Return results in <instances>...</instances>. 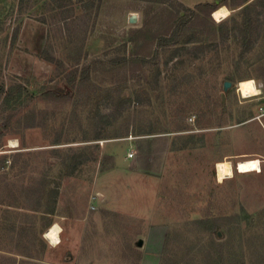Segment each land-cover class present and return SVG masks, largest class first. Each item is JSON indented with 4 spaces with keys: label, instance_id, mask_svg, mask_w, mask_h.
Wrapping results in <instances>:
<instances>
[{
    "label": "rangeland",
    "instance_id": "rangeland-1",
    "mask_svg": "<svg viewBox=\"0 0 264 264\" xmlns=\"http://www.w3.org/2000/svg\"><path fill=\"white\" fill-rule=\"evenodd\" d=\"M263 2L0 0V264H264Z\"/></svg>",
    "mask_w": 264,
    "mask_h": 264
},
{
    "label": "bare ground",
    "instance_id": "bare-ground-1",
    "mask_svg": "<svg viewBox=\"0 0 264 264\" xmlns=\"http://www.w3.org/2000/svg\"><path fill=\"white\" fill-rule=\"evenodd\" d=\"M214 13L215 16L213 15ZM213 14H212L213 18L216 21L220 22L226 19L230 15V11L226 6H220V8H217V10L213 12ZM238 92L242 97V99H248L262 95V90L256 84V81L253 78L240 80L238 84ZM16 143H17L16 141L12 140L11 146H16ZM257 162L259 166V171H256L255 169L251 168V165ZM261 165L262 163L259 158L240 160L236 164V166H234L230 160L224 159L216 163L217 177L220 182L224 181L227 178H231L234 176L235 168L240 173L261 172V168H262ZM61 230H62L61 226L55 224L46 231L45 237L48 238L54 245L56 244L58 245V243L61 241V237H60Z\"/></svg>",
    "mask_w": 264,
    "mask_h": 264
},
{
    "label": "trees",
    "instance_id": "trees-1",
    "mask_svg": "<svg viewBox=\"0 0 264 264\" xmlns=\"http://www.w3.org/2000/svg\"><path fill=\"white\" fill-rule=\"evenodd\" d=\"M224 3L226 4L227 3V0H224ZM262 7H264V2L262 3V5H261ZM196 8H198V9H207V8H209L210 10H215L216 8L215 7H213L212 6V4H210V3H198L197 5H196ZM180 15H181V13H180ZM46 60H48V61H50V62H54L56 59L53 57V56H51V57H47L46 58ZM3 90V89H2ZM33 211H41V210H39V209H36V208H33L32 209ZM53 213H54V211H53ZM31 229H33V228H31ZM35 240V239H34ZM31 245H32V248L29 250V249H27V250H25V251H23V252H20V253H18L19 255H22V256H24V257H26V258H30V259H40L39 257H38V255H35L34 253H33V251H35V247H36V245H35V241H33V240H31L30 242H29ZM21 244H24V243H21ZM2 249V247L0 246V250ZM210 256L211 255H209V257L208 258H210Z\"/></svg>",
    "mask_w": 264,
    "mask_h": 264
},
{
    "label": "crops",
    "instance_id": "crops-1",
    "mask_svg": "<svg viewBox=\"0 0 264 264\" xmlns=\"http://www.w3.org/2000/svg\"><path fill=\"white\" fill-rule=\"evenodd\" d=\"M206 1H207V0H206ZM205 3H208V2H205ZM262 157H264V156H262ZM261 161H262V160H261ZM37 212H40V211H37ZM42 213H43V212H42ZM52 213H53V210L50 209V210L46 211L44 214L47 216V215H51ZM55 223H56V222H55ZM52 225H53V224H52ZM52 225H51V226H52ZM51 226H50V227H51ZM50 227H49V228H50ZM49 228H48V229H49ZM48 229H47V230H48ZM3 230H4V229H3V226L0 224V234L3 232ZM47 230H46V231H47ZM46 231L44 232V234H42V236H43V239L45 240L46 244H47L48 247H49L48 249H52V248L56 247L57 244L54 245V244H53L48 238L45 237V233H46ZM19 237H21V236L19 235ZM59 243H60V242H59ZM59 243H58V244H59ZM28 244H29V243H28ZM46 244H45V245H46ZM16 246H18L19 248H24L23 250H20V251H18V252H16V251H12V252H16L17 254L20 253V252H23V251H25V250H27V249H29V247H30V246L27 247L26 243H24V244H21V243H18V244H17V243H16ZM44 247H45V246H44ZM31 248H32V246H31ZM31 248H30V249H31ZM30 249H29V250H30Z\"/></svg>",
    "mask_w": 264,
    "mask_h": 264
},
{
    "label": "clouds",
    "instance_id": "clouds-1",
    "mask_svg": "<svg viewBox=\"0 0 264 264\" xmlns=\"http://www.w3.org/2000/svg\"><path fill=\"white\" fill-rule=\"evenodd\" d=\"M215 16V13L213 14ZM251 168L255 169L256 171H259V166H258V162L251 165ZM58 242V241H57Z\"/></svg>",
    "mask_w": 264,
    "mask_h": 264
},
{
    "label": "built area",
    "instance_id": "built-area-1",
    "mask_svg": "<svg viewBox=\"0 0 264 264\" xmlns=\"http://www.w3.org/2000/svg\"><path fill=\"white\" fill-rule=\"evenodd\" d=\"M135 155V151L134 150H131L129 153H128V157L129 158H133Z\"/></svg>",
    "mask_w": 264,
    "mask_h": 264
},
{
    "label": "water",
    "instance_id": "water-1",
    "mask_svg": "<svg viewBox=\"0 0 264 264\" xmlns=\"http://www.w3.org/2000/svg\"><path fill=\"white\" fill-rule=\"evenodd\" d=\"M219 1H220V0H217V3H218ZM225 87H226V88L230 87V83L227 82L226 85H225ZM223 99L225 100V96H224V95H223Z\"/></svg>",
    "mask_w": 264,
    "mask_h": 264
}]
</instances>
